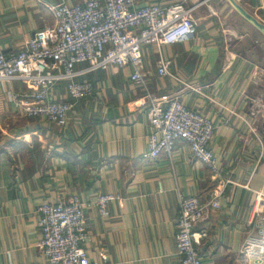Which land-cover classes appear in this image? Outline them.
<instances>
[{"label": "crops", "instance_id": "1", "mask_svg": "<svg viewBox=\"0 0 264 264\" xmlns=\"http://www.w3.org/2000/svg\"><path fill=\"white\" fill-rule=\"evenodd\" d=\"M82 1L0 0V48L17 53L54 23L51 7ZM236 1L264 23V0ZM141 2L192 8L195 37L161 46L174 76L159 74L155 45L143 48L140 69L153 92L183 91L186 105L214 122L211 148L231 181L221 204L196 226L206 233L196 247L204 264H238L246 238L259 233L255 206L256 191L264 187V36L227 0ZM132 71L112 66L82 76L93 82L94 94L77 104L64 127L27 117L10 101L12 92L31 90L29 83L0 82V264H49L39 247L37 206L73 194L87 202L101 194L120 197L110 203L108 216L94 207L86 210L85 246L92 261L178 263L180 197L205 199L217 180L182 140L171 155L143 158L151 127L145 91L132 83ZM53 98H68L66 83L57 85Z\"/></svg>", "mask_w": 264, "mask_h": 264}, {"label": "built area", "instance_id": "2", "mask_svg": "<svg viewBox=\"0 0 264 264\" xmlns=\"http://www.w3.org/2000/svg\"><path fill=\"white\" fill-rule=\"evenodd\" d=\"M191 10L184 3L164 7L141 0H84L74 5L62 2L51 7L54 23L36 32L17 53L0 48V82L20 80L33 87L22 93L12 92L10 101L27 117L60 127L66 125L80 101L94 94L93 82L82 80V76L112 66L133 68L130 79L145 91L151 127L143 158L171 155L182 140L217 180L205 199L199 195L180 197L175 233L177 264H204L196 243L206 233L195 228L221 204L231 181L220 171L211 148L216 132L212 119L189 108L183 91L163 95L153 92L147 74L140 69L143 48L155 45L160 56L159 74L174 76L161 46L195 37L198 25ZM80 64L84 66L79 68ZM61 83L67 85L65 100L53 98ZM256 193L259 233L246 238L238 264H264V187ZM118 199L116 194H101L87 202L73 194L56 203H40L36 210L42 234L39 247L49 264H99L90 259L85 246L89 238L86 210L94 207L100 215L108 216L110 203Z\"/></svg>", "mask_w": 264, "mask_h": 264}, {"label": "water", "instance_id": "3", "mask_svg": "<svg viewBox=\"0 0 264 264\" xmlns=\"http://www.w3.org/2000/svg\"><path fill=\"white\" fill-rule=\"evenodd\" d=\"M230 5L252 26H254L264 36V23L260 22L254 15L249 13L242 5L236 0H227Z\"/></svg>", "mask_w": 264, "mask_h": 264}]
</instances>
